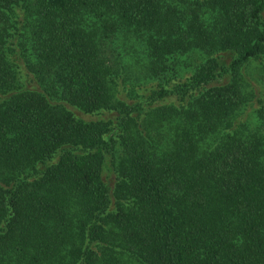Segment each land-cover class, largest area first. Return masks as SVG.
I'll use <instances>...</instances> for the list:
<instances>
[{"label": "trees", "instance_id": "obj_1", "mask_svg": "<svg viewBox=\"0 0 264 264\" xmlns=\"http://www.w3.org/2000/svg\"><path fill=\"white\" fill-rule=\"evenodd\" d=\"M251 63L264 0H0V264H264Z\"/></svg>", "mask_w": 264, "mask_h": 264}, {"label": "rangeland", "instance_id": "obj_2", "mask_svg": "<svg viewBox=\"0 0 264 264\" xmlns=\"http://www.w3.org/2000/svg\"><path fill=\"white\" fill-rule=\"evenodd\" d=\"M241 76L243 77L244 82L248 84L250 90H252V88L255 89L256 98H258V97L261 98L260 95L264 96V86L259 81L258 72H257V68H256L255 64L251 63V64L247 65L246 68L242 71ZM255 100L256 99H254L253 101H249V103L247 105L243 106V108H241V111H240V114H243L242 117H244V119L246 116H248L247 122L249 123L250 126L253 123V121H252L253 110L255 108H257V104H256ZM262 102L264 104V98H263ZM253 125H255V124L253 123Z\"/></svg>", "mask_w": 264, "mask_h": 264}]
</instances>
